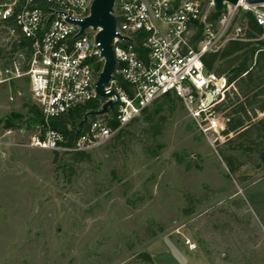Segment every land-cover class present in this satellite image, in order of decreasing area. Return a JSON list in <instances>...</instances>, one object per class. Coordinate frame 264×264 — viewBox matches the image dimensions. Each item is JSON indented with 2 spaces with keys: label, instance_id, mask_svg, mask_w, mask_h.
Here are the masks:
<instances>
[{
  "label": "rangeland",
  "instance_id": "374dc122",
  "mask_svg": "<svg viewBox=\"0 0 264 264\" xmlns=\"http://www.w3.org/2000/svg\"><path fill=\"white\" fill-rule=\"evenodd\" d=\"M11 90L14 103L0 86V264H135L144 252L154 264H264V164L233 177L217 153L225 138L208 141L181 103L164 114L157 156L135 123L73 164L30 146L41 126L4 129L34 106L25 81Z\"/></svg>",
  "mask_w": 264,
  "mask_h": 264
},
{
  "label": "built area",
  "instance_id": "2783aa9c",
  "mask_svg": "<svg viewBox=\"0 0 264 264\" xmlns=\"http://www.w3.org/2000/svg\"><path fill=\"white\" fill-rule=\"evenodd\" d=\"M93 2L0 0V33L8 44L25 41L31 52L29 59L17 53L9 55L0 67V86L9 89L8 101L14 103L21 95L11 89L23 80L29 88L31 103L43 116L45 131L34 136L30 146L86 152L111 140L168 94L181 100L208 141L212 142L213 136L221 137L225 120L215 107L232 85L224 76L207 73L202 57L208 52H219L229 40H243V27L235 26L241 12L253 14L264 29V11L259 9L264 4L253 6L244 0L238 5L225 2L215 19L216 12L211 15L205 12L207 8L216 9L214 0H116L113 12L116 37L112 48L117 64L114 79L104 89L115 93L109 101L116 105L107 114L88 117L85 130L80 125L76 129L69 126L76 138L72 147H65V135L51 130L49 124L97 100L100 105L93 111L102 110L106 103L96 93V77L105 64L101 43L96 40L102 28L90 27L80 35L78 24L91 16ZM196 24L203 27L204 39L193 48L189 37ZM7 46L5 50L9 52ZM24 66L26 71L22 70ZM186 245L191 252L197 249L190 240Z\"/></svg>",
  "mask_w": 264,
  "mask_h": 264
},
{
  "label": "trees",
  "instance_id": "16d2710c",
  "mask_svg": "<svg viewBox=\"0 0 264 264\" xmlns=\"http://www.w3.org/2000/svg\"><path fill=\"white\" fill-rule=\"evenodd\" d=\"M240 17H242L240 26L244 31L243 40H229L219 52H208L202 57L207 73H214L218 77L224 76L232 85L223 101L215 107V111L225 120L224 129L220 133L221 137L225 138V142L217 143V153L233 177L240 176L241 169L245 166H253L260 170L264 164V29L257 24L250 12H242ZM237 21L238 19L235 23ZM203 39V27L196 24L189 37L190 45L197 48ZM7 48L9 52L0 49L4 57L13 56L16 53L27 59L31 57L25 41L22 44L9 42ZM98 69H101V65ZM22 70L26 71L27 67L24 66ZM121 84L127 87L124 82ZM179 103L182 104L176 96L165 95L129 124H143L144 135L149 140L146 142L148 144L145 147L146 153L155 157L163 148L159 137L167 121L164 114L166 112L172 114ZM99 105L100 102L97 100L76 109L71 114L52 121L49 128L63 133L67 139L63 146L72 147L76 134L69 131L68 127H78L85 114L96 110ZM14 118H18V123H14L13 118L8 119L4 129H18L22 127V124H26L41 126L42 131H45L43 116L35 106H29L25 121L17 116ZM92 118L94 116L89 115V119ZM87 128L88 123H85L83 129ZM53 153L58 155L57 151ZM64 154L70 156L73 164L82 162L85 156L84 152H64ZM246 180V177H242L240 181ZM135 264H154V262L152 257L144 252L137 256Z\"/></svg>",
  "mask_w": 264,
  "mask_h": 264
},
{
  "label": "water",
  "instance_id": "95a60500",
  "mask_svg": "<svg viewBox=\"0 0 264 264\" xmlns=\"http://www.w3.org/2000/svg\"><path fill=\"white\" fill-rule=\"evenodd\" d=\"M115 1L116 0H94L91 8V16L82 22H78L81 26L80 35L84 34L85 30L90 27H93L95 30L98 27L102 28V31L98 34L96 40L101 43V56L105 58V64L96 83V93L100 99L106 101L102 110L93 111L86 115L80 123V126L87 123L89 115L98 116L107 114L109 109H112L116 105V102L109 101L115 93L113 91L109 93L104 91V89L107 88L110 85V82L114 79L113 75L117 64L112 48L113 39L116 37V19L113 16ZM240 1L241 0H214L216 5L214 18L217 19L220 16L225 2L232 5H238ZM244 1L253 6L264 4V0ZM215 140L216 138L214 136L211 137V141Z\"/></svg>",
  "mask_w": 264,
  "mask_h": 264
},
{
  "label": "bare ground",
  "instance_id": "6f19581e",
  "mask_svg": "<svg viewBox=\"0 0 264 264\" xmlns=\"http://www.w3.org/2000/svg\"><path fill=\"white\" fill-rule=\"evenodd\" d=\"M245 2L242 1V4H244Z\"/></svg>",
  "mask_w": 264,
  "mask_h": 264
}]
</instances>
